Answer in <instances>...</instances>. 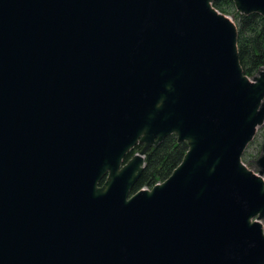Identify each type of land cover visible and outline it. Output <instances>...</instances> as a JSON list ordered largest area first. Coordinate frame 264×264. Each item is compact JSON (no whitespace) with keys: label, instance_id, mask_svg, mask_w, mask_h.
I'll list each match as a JSON object with an SVG mask.
<instances>
[{"label":"water","instance_id":"1","mask_svg":"<svg viewBox=\"0 0 264 264\" xmlns=\"http://www.w3.org/2000/svg\"><path fill=\"white\" fill-rule=\"evenodd\" d=\"M215 1L0 0V264H264V68Z\"/></svg>","mask_w":264,"mask_h":264},{"label":"trees","instance_id":"2","mask_svg":"<svg viewBox=\"0 0 264 264\" xmlns=\"http://www.w3.org/2000/svg\"><path fill=\"white\" fill-rule=\"evenodd\" d=\"M213 5L235 20L239 31L241 65L246 75L254 76L259 69L264 68V16L259 13L241 14L233 0H216ZM142 147L143 145H138L126 159ZM188 149V143L179 142L175 134L167 136L157 146L152 147L142 175L132 192L143 188L151 189L165 181L181 163Z\"/></svg>","mask_w":264,"mask_h":264},{"label":"rangeland","instance_id":"3","mask_svg":"<svg viewBox=\"0 0 264 264\" xmlns=\"http://www.w3.org/2000/svg\"><path fill=\"white\" fill-rule=\"evenodd\" d=\"M230 16V15H229ZM232 17V16H231ZM233 18V17H232ZM264 144V126L261 127L254 140L248 145L247 149L243 154V162L251 169L256 170V160L259 158Z\"/></svg>","mask_w":264,"mask_h":264},{"label":"flooded vegetation","instance_id":"4","mask_svg":"<svg viewBox=\"0 0 264 264\" xmlns=\"http://www.w3.org/2000/svg\"><path fill=\"white\" fill-rule=\"evenodd\" d=\"M142 148H143V147H142ZM140 150H141V149H140ZM140 150H138V151H140ZM138 151H137V152H138Z\"/></svg>","mask_w":264,"mask_h":264}]
</instances>
